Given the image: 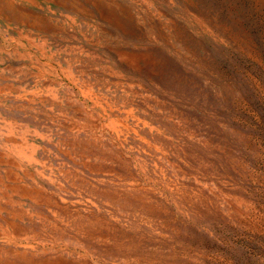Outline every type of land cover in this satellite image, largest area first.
Wrapping results in <instances>:
<instances>
[{"label": "rangeland", "instance_id": "rangeland-1", "mask_svg": "<svg viewBox=\"0 0 264 264\" xmlns=\"http://www.w3.org/2000/svg\"><path fill=\"white\" fill-rule=\"evenodd\" d=\"M0 264H264V0H0Z\"/></svg>", "mask_w": 264, "mask_h": 264}]
</instances>
